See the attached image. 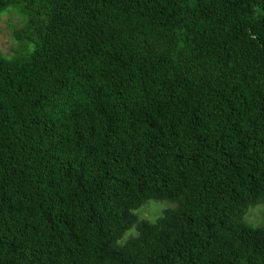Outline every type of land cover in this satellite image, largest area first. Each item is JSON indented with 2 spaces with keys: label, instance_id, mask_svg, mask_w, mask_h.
<instances>
[{
  "label": "trees",
  "instance_id": "trees-1",
  "mask_svg": "<svg viewBox=\"0 0 264 264\" xmlns=\"http://www.w3.org/2000/svg\"><path fill=\"white\" fill-rule=\"evenodd\" d=\"M11 8L0 264H264L245 221L264 203V0ZM149 200L177 206L140 218Z\"/></svg>",
  "mask_w": 264,
  "mask_h": 264
},
{
  "label": "rangeland",
  "instance_id": "rangeland-1",
  "mask_svg": "<svg viewBox=\"0 0 264 264\" xmlns=\"http://www.w3.org/2000/svg\"><path fill=\"white\" fill-rule=\"evenodd\" d=\"M25 23L24 16L16 9L11 8L0 15V49L7 57H13L23 50L25 41L16 37L15 29L22 27ZM177 205L168 200H149L138 208L135 212L140 218L155 221L163 215L164 210L174 208ZM245 221L254 226L264 225V203L257 204L249 208L246 213ZM135 231L130 230L125 237L134 235Z\"/></svg>",
  "mask_w": 264,
  "mask_h": 264
}]
</instances>
